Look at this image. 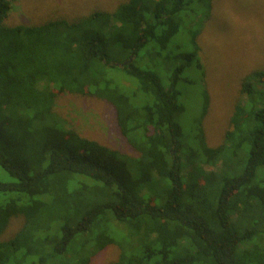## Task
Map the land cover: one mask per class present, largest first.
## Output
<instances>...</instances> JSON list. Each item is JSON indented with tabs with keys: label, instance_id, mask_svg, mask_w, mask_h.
<instances>
[{
	"label": "trees",
	"instance_id": "obj_1",
	"mask_svg": "<svg viewBox=\"0 0 264 264\" xmlns=\"http://www.w3.org/2000/svg\"><path fill=\"white\" fill-rule=\"evenodd\" d=\"M212 6L126 0L73 20L9 25L11 0H0V168L9 176L0 180V264H90L109 245L119 253L107 264H264V70L241 78L239 119L208 145L195 15ZM185 69L203 88L186 137ZM113 70L149 100L123 91ZM57 94L111 104L137 156L65 128ZM218 163L212 176L203 169Z\"/></svg>",
	"mask_w": 264,
	"mask_h": 264
},
{
	"label": "rangeland",
	"instance_id": "obj_2",
	"mask_svg": "<svg viewBox=\"0 0 264 264\" xmlns=\"http://www.w3.org/2000/svg\"><path fill=\"white\" fill-rule=\"evenodd\" d=\"M123 1L126 0H11L12 8L6 17V23L39 24L61 18L73 20L92 10H112ZM212 4L209 14L195 15V20L201 18L203 23L197 43L205 73L202 83L209 96L208 108L200 127L206 143L218 146L224 141V133L239 119L235 117L234 107L242 97L239 95L241 78L255 69L264 70V0H212ZM181 28L184 29L185 25ZM144 63L151 66L148 58ZM157 71L160 78L164 79L161 67ZM117 75L114 70L110 71L112 78ZM183 77L192 81L189 88L187 85L181 87L185 91L182 99L185 108L180 122L184 126L186 137L191 135L192 124L199 114L203 88L199 74L185 69ZM116 80L127 94L136 91L139 102L149 100L148 96L141 95V92L134 88L136 81L133 78L121 72L119 77L114 79L115 82ZM55 100V108L62 116L65 128L74 129L80 135L123 151L128 156H137L136 150L122 135L115 109L111 104L85 94H57ZM188 141L190 143L191 140ZM192 155L196 156L197 151L192 152ZM220 168V163L203 165L206 173ZM259 172L260 176L264 177V169ZM209 175L212 176L211 173ZM209 175L204 176L203 180L210 177ZM0 180H9V176L1 168ZM21 222V218H13L1 238L11 237ZM80 241H86L85 234L80 235ZM118 253V246L109 245L93 258L90 264H107L114 260Z\"/></svg>",
	"mask_w": 264,
	"mask_h": 264
}]
</instances>
